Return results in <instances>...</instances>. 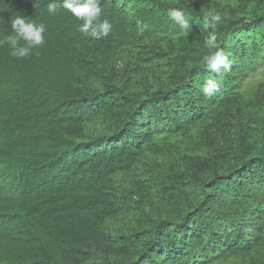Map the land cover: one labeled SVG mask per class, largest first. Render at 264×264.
<instances>
[{"label":"trees","instance_id":"trees-1","mask_svg":"<svg viewBox=\"0 0 264 264\" xmlns=\"http://www.w3.org/2000/svg\"><path fill=\"white\" fill-rule=\"evenodd\" d=\"M99 3L94 38L63 0H0V40L46 29L0 46V264H264V0Z\"/></svg>","mask_w":264,"mask_h":264},{"label":"clouds","instance_id":"clouds-1","mask_svg":"<svg viewBox=\"0 0 264 264\" xmlns=\"http://www.w3.org/2000/svg\"><path fill=\"white\" fill-rule=\"evenodd\" d=\"M62 7L70 12L78 20L83 23L79 27V31L86 36L99 38L107 36L110 25L107 21H98L101 14L99 0H63ZM58 5L54 2L48 5L49 14L54 15L57 12ZM169 15L172 20L179 25L181 29H188L189 23L184 13L178 9L171 10ZM219 21L218 16L206 14V27L209 22L214 26ZM11 35L0 40V46L8 44L11 49V55L17 58H25L32 54L33 50L43 46L45 43L44 33L46 31L44 24H35L26 19L24 16H17L11 20ZM143 28L140 29L143 32ZM21 41L24 43L21 44ZM209 49L216 48V36L213 34L206 41ZM206 67L215 73H220L221 69L227 70V56L222 49H217L214 53L205 57ZM218 84L214 80H209L202 88L205 96H211Z\"/></svg>","mask_w":264,"mask_h":264}]
</instances>
